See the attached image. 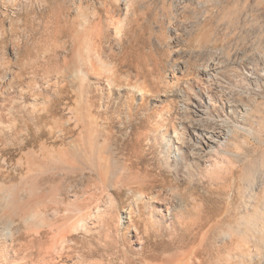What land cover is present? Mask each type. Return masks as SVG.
Segmentation results:
<instances>
[{
    "label": "rangeland",
    "instance_id": "rangeland-1",
    "mask_svg": "<svg viewBox=\"0 0 264 264\" xmlns=\"http://www.w3.org/2000/svg\"><path fill=\"white\" fill-rule=\"evenodd\" d=\"M214 49L237 63L205 110L246 63L247 114L226 107L224 146L173 159L191 114L169 74ZM0 264H264V0H0Z\"/></svg>",
    "mask_w": 264,
    "mask_h": 264
},
{
    "label": "bare ground",
    "instance_id": "bare-ground-1",
    "mask_svg": "<svg viewBox=\"0 0 264 264\" xmlns=\"http://www.w3.org/2000/svg\"><path fill=\"white\" fill-rule=\"evenodd\" d=\"M93 44L94 43H92V45ZM216 50L215 49L209 50L206 57L204 56L202 59L197 60L198 62L196 64H192L193 67L191 64L189 66L187 63L184 64V62L182 61L183 63H181L179 66L173 67L171 70V73L169 74L171 76V81L175 82L174 84H178L179 81H181L180 83H182L181 87L179 86L177 88L175 87L176 89L171 91L170 93L171 97H173L174 99H177V101L184 103L183 104L184 106L181 105L182 107L177 106L175 108V111L178 114V112H180L184 108L185 109L184 111L189 110L192 116V117L188 116L186 124L182 122L183 117H181L180 120H178L177 123H175L171 127V133L170 134L168 133V138H167L168 149L171 150V152H173V149L175 150L174 151L175 155L172 154L173 159L175 158L179 159L181 156L185 155L186 152H188L192 157L198 159L199 157H202L204 155L209 156L208 153L215 152L221 146H224V144L221 145V141L226 136H228L231 130L230 128L232 126H238V120H236V118L232 121H229L230 125L228 124V121L224 119L223 112L226 107H232L233 110L239 114V116L244 117L247 114L248 106L244 104L242 100L244 99V97L248 98L249 95H247L246 93H245L246 95H244L242 93V90L248 93L249 88L251 87V85L249 84L250 80H254V82H256V80L252 79L251 67H249L246 63H243V64L246 67V69L249 71L247 72L241 71L242 79L237 80L235 82V85L231 91V95H232L233 90H235L234 99L228 94V92H226L225 89L227 87H225L223 84L217 81L216 84L214 85V89L218 94L217 99L220 101V104L223 107H220L218 109L215 116H209L207 111L204 108L205 98H206V101L209 99V94H208L209 88L207 86H209L210 84V81H209L210 75L214 74L217 79H220L219 76L222 75V73L233 72V69L227 66L228 64L237 63L236 58H233V59L232 57L228 58L230 56L229 55L225 59L224 58L225 54L223 57V55H221V53L223 52L220 51L221 52L220 53ZM89 51H92V50H89ZM89 51L88 53H85V55L82 54L85 57L86 61L83 64L76 65L74 69L75 74L73 73L74 76L72 78L79 80V82L82 81L83 79H87V77L90 75L91 72L92 74L93 73L96 74L95 72L96 63L93 62L95 59L94 60L91 59L90 55L93 53L90 52L91 54H89ZM94 52L96 51L94 50ZM86 54L87 56L89 54L87 59H86ZM79 57H81V55H79ZM93 57H95L96 60L98 61L97 63H99L100 66H102V68H104L108 72L107 74V72L105 71L106 76L108 75V78H109L108 79L109 81L106 80L107 78L105 79L108 83L107 85L108 86L111 85L112 87H114L115 86L114 82L118 75L117 69L115 67L116 65L111 64V63L109 64L107 60H103L99 52H96ZM259 69L261 70V72L263 71L262 67H260ZM182 76L184 78H182ZM121 77L123 78V76ZM127 77L124 79H127ZM134 79H133L134 80L133 82L135 83L136 81L139 82L138 80H136L137 77ZM83 81H86V80H83ZM244 81L246 82L245 84L248 87V88L245 87L246 90L243 88L244 84L242 82ZM77 82L78 81H76V83ZM144 85L143 84L139 85V83L133 84L130 90L132 91L134 89V91H136L138 94H141L140 95L141 97L142 93H145L146 87L144 88V90L142 88L144 87Z\"/></svg>",
    "mask_w": 264,
    "mask_h": 264
}]
</instances>
